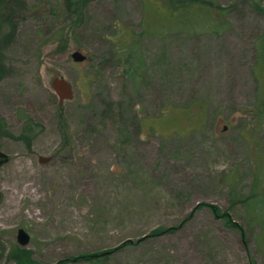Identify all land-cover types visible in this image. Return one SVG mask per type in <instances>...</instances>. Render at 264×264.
<instances>
[{
	"label": "rangeland",
	"instance_id": "1",
	"mask_svg": "<svg viewBox=\"0 0 264 264\" xmlns=\"http://www.w3.org/2000/svg\"><path fill=\"white\" fill-rule=\"evenodd\" d=\"M263 69L264 0H0V264H264Z\"/></svg>",
	"mask_w": 264,
	"mask_h": 264
},
{
	"label": "water",
	"instance_id": "2",
	"mask_svg": "<svg viewBox=\"0 0 264 264\" xmlns=\"http://www.w3.org/2000/svg\"><path fill=\"white\" fill-rule=\"evenodd\" d=\"M72 57L76 61H82L86 59V55L81 50H75L72 53ZM263 77H264V69H263ZM52 86L56 91V93L59 95L60 103H62L65 99L70 98L73 94L71 83L63 77L56 76L52 82ZM9 159H10L9 154L0 148V171H1V167L7 161H9ZM50 159L51 157H47L44 155L39 156L40 162H48ZM17 237L19 243L23 245L28 244L31 239L30 234L22 227L19 228Z\"/></svg>",
	"mask_w": 264,
	"mask_h": 264
},
{
	"label": "trees",
	"instance_id": "3",
	"mask_svg": "<svg viewBox=\"0 0 264 264\" xmlns=\"http://www.w3.org/2000/svg\"><path fill=\"white\" fill-rule=\"evenodd\" d=\"M174 6V5H173ZM185 7H187V6H185ZM159 8V7H158ZM176 8V10H177V13H176V17L179 15L178 13H180V14H182V13H185V14H189L190 12L192 13L193 11H192V9H186V8H182V7H180V12H179V10H178V8L179 7H175ZM160 9V8H159ZM196 11V10H195ZM194 11V12H195ZM182 12V13H181ZM150 14H151V12H149ZM147 14V16H149L150 14ZM150 18V20H152V16L150 15L149 16ZM179 17H181V16H179ZM148 19V20H149ZM179 23H180V25L181 24H183V23H185V20L184 19H181L180 21H179ZM166 27V25L165 26H159V28L158 27H156V29H154L153 27H152V25H147V26H145V30L146 31H148V32H152V33H154V34H160L163 30H165L164 28ZM134 67H135V69H137V65L136 64H134L133 65ZM259 202H264L263 201V199H261V200H259V201H255L254 200V202L252 201V202H250V204H252V206H255V207H257L258 209H261L260 208V206H259ZM263 209H264V207H263ZM263 209H261V210H263ZM259 213H261V212H259ZM259 222L260 221H262L263 223H264V219H257ZM263 230H264V228H263Z\"/></svg>",
	"mask_w": 264,
	"mask_h": 264
},
{
	"label": "bare ground",
	"instance_id": "4",
	"mask_svg": "<svg viewBox=\"0 0 264 264\" xmlns=\"http://www.w3.org/2000/svg\"><path fill=\"white\" fill-rule=\"evenodd\" d=\"M25 187V186H24ZM31 187H33L31 184H29V185H26V188L27 189H30ZM32 195L35 197V194L32 192ZM2 217V216H1Z\"/></svg>",
	"mask_w": 264,
	"mask_h": 264
}]
</instances>
